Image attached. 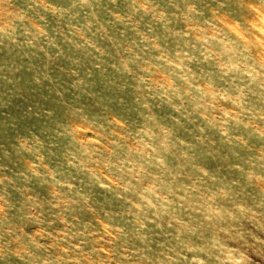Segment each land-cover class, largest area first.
I'll return each instance as SVG.
<instances>
[{
    "label": "rangeland",
    "instance_id": "1",
    "mask_svg": "<svg viewBox=\"0 0 264 264\" xmlns=\"http://www.w3.org/2000/svg\"><path fill=\"white\" fill-rule=\"evenodd\" d=\"M0 264H264V0H0Z\"/></svg>",
    "mask_w": 264,
    "mask_h": 264
}]
</instances>
